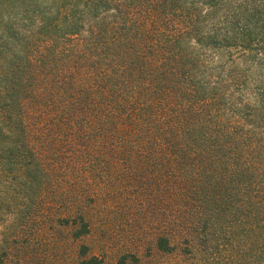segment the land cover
Masks as SVG:
<instances>
[{
	"label": "trees",
	"instance_id": "trees-1",
	"mask_svg": "<svg viewBox=\"0 0 264 264\" xmlns=\"http://www.w3.org/2000/svg\"><path fill=\"white\" fill-rule=\"evenodd\" d=\"M17 10L22 26L0 45L1 122L41 224L79 228L77 239L139 228L119 264L144 246L264 264V0ZM93 251L82 244L75 264H113Z\"/></svg>",
	"mask_w": 264,
	"mask_h": 264
},
{
	"label": "rangeland",
	"instance_id": "rangeland-1",
	"mask_svg": "<svg viewBox=\"0 0 264 264\" xmlns=\"http://www.w3.org/2000/svg\"><path fill=\"white\" fill-rule=\"evenodd\" d=\"M19 1L13 5L15 9L12 10L0 6V45L12 40L7 39V35L13 22L15 28L22 26L23 20L20 17H17L18 21L11 20L15 14L22 15L17 10ZM5 51L6 48L0 46L2 61ZM9 100L5 81L0 79V252H6L3 255L4 264H75L79 259L80 246L84 243L90 244L94 248L93 252L100 256L107 249V260L119 264L121 256L128 254V250L135 246L137 240L134 232L139 228L98 227L93 228L91 237L77 239L75 233L79 228H50L49 224L45 227L41 224L39 215L34 211L37 206L32 193L34 187L29 183L28 187L21 185L24 179L28 180L25 178L26 167L20 162V157L16 156V150L13 151V136L16 133L12 134L10 128L1 122L8 110ZM153 230L144 228L147 232ZM143 248L138 252L139 261L127 255V264H243L242 261L230 258L226 251L218 254L216 260H211L185 251L166 254L158 252L154 247Z\"/></svg>",
	"mask_w": 264,
	"mask_h": 264
}]
</instances>
